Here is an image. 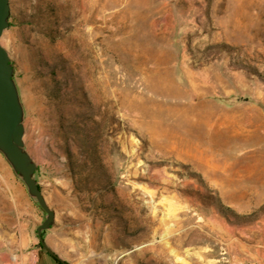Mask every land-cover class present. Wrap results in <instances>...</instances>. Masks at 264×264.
I'll use <instances>...</instances> for the list:
<instances>
[{"label":"rangeland","instance_id":"obj_1","mask_svg":"<svg viewBox=\"0 0 264 264\" xmlns=\"http://www.w3.org/2000/svg\"><path fill=\"white\" fill-rule=\"evenodd\" d=\"M9 11L0 42L56 255L264 264V0H9ZM43 218L0 155V264L45 253Z\"/></svg>","mask_w":264,"mask_h":264},{"label":"water","instance_id":"obj_2","mask_svg":"<svg viewBox=\"0 0 264 264\" xmlns=\"http://www.w3.org/2000/svg\"><path fill=\"white\" fill-rule=\"evenodd\" d=\"M9 0H0V38L9 27ZM14 69L8 51L0 42V155L15 177L22 182L30 199L43 211L44 218L35 228L38 247L63 262L45 243L43 232L54 221V212L47 205L36 181V164L26 150L24 142V109Z\"/></svg>","mask_w":264,"mask_h":264},{"label":"crops","instance_id":"obj_3","mask_svg":"<svg viewBox=\"0 0 264 264\" xmlns=\"http://www.w3.org/2000/svg\"><path fill=\"white\" fill-rule=\"evenodd\" d=\"M38 248H40V247H38ZM39 250H41V249H39ZM44 259L48 260V261L46 260V262H50V260H51L52 264H56L46 252L43 253L41 251H38V254H37V256L35 257V260H34V264H46Z\"/></svg>","mask_w":264,"mask_h":264},{"label":"trees","instance_id":"obj_4","mask_svg":"<svg viewBox=\"0 0 264 264\" xmlns=\"http://www.w3.org/2000/svg\"><path fill=\"white\" fill-rule=\"evenodd\" d=\"M44 233V232H43ZM50 256V255H49ZM52 258V260L56 263V264H68L66 263L64 260L63 262H60L59 260L55 259L54 257L50 256Z\"/></svg>","mask_w":264,"mask_h":264},{"label":"bare ground","instance_id":"obj_5","mask_svg":"<svg viewBox=\"0 0 264 264\" xmlns=\"http://www.w3.org/2000/svg\"><path fill=\"white\" fill-rule=\"evenodd\" d=\"M221 105H222V104H221ZM221 105H220V106H221Z\"/></svg>","mask_w":264,"mask_h":264}]
</instances>
